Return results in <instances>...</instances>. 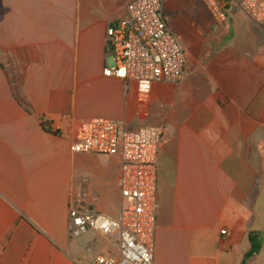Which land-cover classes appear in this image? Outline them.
<instances>
[{"label": "crops", "instance_id": "0c3cea01", "mask_svg": "<svg viewBox=\"0 0 264 264\" xmlns=\"http://www.w3.org/2000/svg\"><path fill=\"white\" fill-rule=\"evenodd\" d=\"M130 1L0 2V264L119 256L118 234L69 237L71 198L113 218L123 205L120 157L72 149L93 118L166 130L154 264H241L251 232L262 246L246 264H264V24L241 8L218 22L195 0L200 25L182 36L164 0L187 62L142 94L104 75L107 28Z\"/></svg>", "mask_w": 264, "mask_h": 264}, {"label": "built area", "instance_id": "2783aa9c", "mask_svg": "<svg viewBox=\"0 0 264 264\" xmlns=\"http://www.w3.org/2000/svg\"><path fill=\"white\" fill-rule=\"evenodd\" d=\"M200 1L218 22H225L234 8H241L254 22L264 24V0ZM105 45L104 75L122 80L126 89L135 83L138 92L150 94L155 84L177 83L184 73L187 50L168 24L164 0H131L127 16L107 28ZM165 138L164 127L128 129L106 118H93L78 127L74 152L119 156L121 160L123 205L117 218L85 206L83 195L69 203L71 239L91 229L107 238L118 234L119 256L96 254L94 264H154L158 157ZM221 234L225 236L227 231L223 229Z\"/></svg>", "mask_w": 264, "mask_h": 264}, {"label": "rangeland", "instance_id": "374dc122", "mask_svg": "<svg viewBox=\"0 0 264 264\" xmlns=\"http://www.w3.org/2000/svg\"><path fill=\"white\" fill-rule=\"evenodd\" d=\"M2 1L0 0V2ZM198 2L200 3V1ZM200 4H198V7L202 5ZM194 5L195 0H165V11L177 9L180 11L176 19L170 18V25L176 34L188 36L189 32L200 25L201 17L196 12ZM198 7L196 8L197 10ZM182 9H184L183 13Z\"/></svg>", "mask_w": 264, "mask_h": 264}, {"label": "trees", "instance_id": "16d2710c", "mask_svg": "<svg viewBox=\"0 0 264 264\" xmlns=\"http://www.w3.org/2000/svg\"><path fill=\"white\" fill-rule=\"evenodd\" d=\"M174 15H175L174 13H171V16H174ZM42 126L45 129V131L54 133L55 135L58 134L57 131H52L51 130L50 124L48 122H44L43 121L42 122ZM249 241H250V248L246 252L241 264H246L248 260H250L254 256L258 255L260 250H261L262 241H261L260 237L257 234H255L254 232H251L249 234Z\"/></svg>", "mask_w": 264, "mask_h": 264}]
</instances>
